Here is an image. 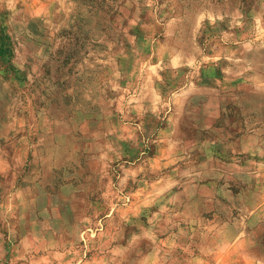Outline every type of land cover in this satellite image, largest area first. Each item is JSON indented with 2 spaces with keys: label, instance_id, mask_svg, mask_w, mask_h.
<instances>
[{
  "label": "rangeland",
  "instance_id": "rangeland-1",
  "mask_svg": "<svg viewBox=\"0 0 264 264\" xmlns=\"http://www.w3.org/2000/svg\"><path fill=\"white\" fill-rule=\"evenodd\" d=\"M0 264H264V0H0Z\"/></svg>",
  "mask_w": 264,
  "mask_h": 264
}]
</instances>
